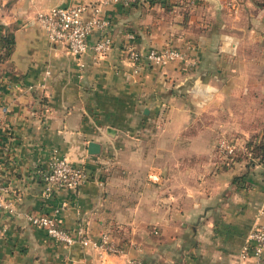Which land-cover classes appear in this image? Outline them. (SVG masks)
<instances>
[{"label": "crops", "instance_id": "obj_1", "mask_svg": "<svg viewBox=\"0 0 264 264\" xmlns=\"http://www.w3.org/2000/svg\"><path fill=\"white\" fill-rule=\"evenodd\" d=\"M97 1L9 0L0 18L13 41L0 65V183L16 213L0 216V264H124L129 257L141 264H251L240 250L264 223V161L220 169L170 155L191 121L186 101L195 112L222 107L228 136L245 134L233 122L264 133V0L105 5L98 18L109 23L112 48L99 59L84 55L79 71L34 16ZM127 33L137 51L176 49L193 69L175 62L135 72L123 54ZM101 37L96 31L88 43ZM154 137L159 159L151 155ZM189 149L191 158L198 153L193 143ZM210 151L208 145L202 153ZM52 155L80 167L85 181L44 198L40 175ZM122 166L131 173L125 178ZM24 215L53 216L68 232L81 226L92 242L108 231L124 254L53 243Z\"/></svg>", "mask_w": 264, "mask_h": 264}, {"label": "built area", "instance_id": "obj_2", "mask_svg": "<svg viewBox=\"0 0 264 264\" xmlns=\"http://www.w3.org/2000/svg\"><path fill=\"white\" fill-rule=\"evenodd\" d=\"M144 0H98L93 5H75L71 7H55L45 12L35 14L34 22L43 32L45 39L51 44H62L69 56L75 62L78 70L82 69V58L91 53L94 59H99L110 52L111 38L107 34L109 23L99 19L98 15L105 5H117L124 8L143 3ZM89 12V16L86 13ZM99 31L100 39L88 43V39ZM123 54L126 60L137 72L143 65L150 67H165L170 63H181L182 70L193 69L195 62L185 58L178 50L172 48L137 51L133 45V35L127 33L123 44ZM219 154L224 159L234 156L237 152L245 153L238 144L228 143L221 139L217 144ZM85 181V174L80 167L71 165L64 158L52 155L48 166L40 175L42 196L49 197L55 191L74 190ZM6 190L0 183V216L3 212L15 215L12 204L5 199ZM264 215V206L261 209ZM24 221L31 227L44 232L47 239L53 243L71 246L92 247L102 254L122 255L125 249L115 244L108 231L99 234L98 241L92 242L83 227L78 226L72 232L61 228L53 216L24 215ZM0 223V241L3 237ZM240 259L249 260L251 264H264V223L255 225L246 237V243L240 250ZM124 264H141L136 257L126 258Z\"/></svg>", "mask_w": 264, "mask_h": 264}, {"label": "rangeland", "instance_id": "obj_3", "mask_svg": "<svg viewBox=\"0 0 264 264\" xmlns=\"http://www.w3.org/2000/svg\"><path fill=\"white\" fill-rule=\"evenodd\" d=\"M7 1V0H6ZM9 1V0H8ZM7 1V2H8ZM7 2H4V0H0V18L5 16V10H7ZM3 8V9H2ZM8 12H6L7 14ZM0 28L2 32L8 33L6 28H4L3 25L0 24ZM185 100V99H184ZM185 102V101H184ZM185 106L189 112V115L191 116V121L189 122L190 124L187 125L183 132L179 135V140L176 143V146L173 145V142L168 141V145H173L174 147H178V151L174 148L173 153L170 155L172 158V161L175 162L177 161H182V163H188L187 160H193L196 162H215L218 168L220 169H227L231 166H228L226 163V160L222 157L223 155L217 153L216 151V146L217 142L222 138H235L238 141L241 140L244 142H251V143H256L257 139L259 138V134H257L252 127L255 126L254 123H248V122H242V123H231L232 127H238L239 125L242 126V129L245 131V134H242L238 131H233L230 136L228 134H225L221 131V127L229 126V123L223 122L220 119H223V108L222 107H215V109H211V113L209 114L210 110H201L198 109L196 112L191 108V104L189 102H185ZM230 110L234 108H230ZM245 109V107H244ZM248 110V107H247ZM195 115V116H193ZM161 126V125H160ZM154 128H160V127H154ZM155 138V137H154ZM194 145L195 149L198 151L197 154H192V158L190 157V149L189 147ZM210 143V144H209ZM241 143H238L239 146ZM159 140L157 138L152 139L150 141L149 146L152 148V158L159 159V152L158 150H154L155 147H159ZM210 145L211 151L210 154H204L202 151L207 149V146ZM241 153L237 152L236 154ZM235 154V155H236ZM144 156V155H143ZM146 157L148 156L147 154L145 155ZM143 159V157H142ZM179 161V162H180ZM124 168L123 166L119 169V176L122 175V177H127L129 176L130 171ZM169 174L171 171H168ZM138 177L137 181L142 179L144 177V174L142 171H138ZM124 177V178H125ZM139 179V180H138ZM121 189V186L118 187V191Z\"/></svg>", "mask_w": 264, "mask_h": 264}, {"label": "trees", "instance_id": "obj_4", "mask_svg": "<svg viewBox=\"0 0 264 264\" xmlns=\"http://www.w3.org/2000/svg\"><path fill=\"white\" fill-rule=\"evenodd\" d=\"M13 41L10 33L2 32L0 28V65L4 63L9 57L10 51L12 49ZM228 143L238 144L241 143V147L248 152V155L245 153H238L232 157H228L225 165L232 166L234 163H243L246 167H252L256 163H261L264 161V133L259 137L256 143L244 142L241 140L238 141L235 138H225L222 137ZM220 139V140H221ZM219 140V141H220ZM219 141L217 143H219ZM216 151L219 153L216 146ZM238 178L233 179V183ZM118 226V225H117Z\"/></svg>", "mask_w": 264, "mask_h": 264}, {"label": "water", "instance_id": "obj_5", "mask_svg": "<svg viewBox=\"0 0 264 264\" xmlns=\"http://www.w3.org/2000/svg\"><path fill=\"white\" fill-rule=\"evenodd\" d=\"M88 148H89V153H91V154H94V153H96L97 152V150H96V145H93V144H89L88 145Z\"/></svg>", "mask_w": 264, "mask_h": 264}]
</instances>
